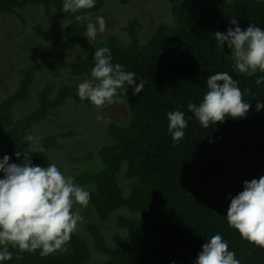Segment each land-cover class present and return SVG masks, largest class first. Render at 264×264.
<instances>
[{"label":"trees","instance_id":"obj_1","mask_svg":"<svg viewBox=\"0 0 264 264\" xmlns=\"http://www.w3.org/2000/svg\"><path fill=\"white\" fill-rule=\"evenodd\" d=\"M104 2L97 0L93 9L83 11L91 17ZM170 4L169 16L152 25L133 17L120 32L106 30L103 37L88 41L86 23L74 20L80 13H63V0H0V18L14 15L22 30L30 22L29 9L42 8L48 20L63 24L62 45L46 44L51 35L44 23L30 25L43 46L18 68L16 87L0 102V158L7 154L10 163H20L23 155L14 153L30 150L34 165L58 166L50 154L58 151L71 164H79L81 169L70 176L90 191L84 212L98 220H86L84 232L77 229L64 248L48 256L37 250L19 253L17 259L18 250L9 248L13 258L4 264H194L201 246L215 234L228 241L241 264H264V248L242 239L226 221L229 196L243 191L244 181L264 176V109L256 110L257 100H264V84L258 86L256 76L234 71L230 50L226 44L219 47L214 36L226 31L233 17L242 29L250 22L264 29V0ZM1 32L0 26V41ZM105 46L111 49L112 63L135 72L136 83L144 81V89L136 96L131 87L126 93L117 91L112 103L126 106V120L108 119L105 140L94 151H83L77 135L85 129H78L77 119L63 114L62 108L72 99L89 113L100 111L80 100L77 79L91 78L95 49ZM69 50L73 57L67 71L57 68L54 61ZM45 71L49 78L36 87L38 75ZM217 72H228L239 81L242 98L251 108L242 118L226 117L203 128L187 105L199 104L207 91L206 78ZM176 110L191 117L178 144L168 134L166 115ZM50 120H58V129L44 133L38 145L26 142L39 124ZM72 138L76 154L66 147L65 140ZM114 214L117 229L107 234L102 223Z\"/></svg>","mask_w":264,"mask_h":264},{"label":"clouds","instance_id":"obj_2","mask_svg":"<svg viewBox=\"0 0 264 264\" xmlns=\"http://www.w3.org/2000/svg\"><path fill=\"white\" fill-rule=\"evenodd\" d=\"M97 0H63V13H80L74 15L77 23H86L85 37L94 41L98 34L105 32L106 20L97 15L95 22L83 10L95 7ZM226 31H216L215 41L222 49L225 44L230 50L234 71L256 76L255 83L264 84V29L252 24L242 29L238 20H229ZM234 26V27H232ZM94 66L90 79L78 84L77 95L81 101L87 100L97 109L111 104L119 89L124 93L128 87L136 96L144 89V81L136 83L138 78L133 71H125L121 64L112 63L111 49H95ZM207 91L199 104L190 102L189 112L198 120L201 127L208 128L223 123L226 117L233 119L244 117L251 104L245 102L239 88V81L228 72H217L206 78ZM264 109V100H257L256 110ZM167 131L174 144L185 136L188 119L180 110L167 112ZM32 137L26 138L31 141ZM30 152H15L23 159L20 163L9 161L7 154L0 158V264L13 258L9 248L19 253H35L48 256L61 250L76 232L78 224L83 221L79 212L73 207L79 204L87 207L91 193L79 185L71 176H66L55 163L46 167L34 165ZM230 203L226 211L229 228L238 231L242 239L264 248V176L243 182V191L234 197L229 196ZM174 264V262H173ZM194 264H241L236 253L229 250V243L222 235H212L201 246Z\"/></svg>","mask_w":264,"mask_h":264},{"label":"rangeland","instance_id":"obj_3","mask_svg":"<svg viewBox=\"0 0 264 264\" xmlns=\"http://www.w3.org/2000/svg\"><path fill=\"white\" fill-rule=\"evenodd\" d=\"M170 3L171 0H133L123 4L121 0H105L102 10L93 14L90 17V21L95 22L96 16L102 15L106 20V30L112 32H120L123 30V26L127 23L128 19L133 17H137L145 25H152L159 17L169 16ZM26 16L29 17L30 22L24 30H22V26L18 24L19 20L14 15L0 18V26L2 28L0 41V102L16 87L18 82V68L24 66L26 60L36 54V49L38 47L43 46L40 45L41 42H43L41 35L34 31L31 32V24L44 23L46 25L51 35L50 39L46 42L47 45L63 44L61 35L62 23L48 20L42 8L29 9L26 12ZM106 30L98 34L97 38L103 37L106 34ZM143 31L145 33L150 32L149 29ZM27 38H30V40ZM141 38L145 39L146 36L141 35ZM72 57L73 51H66L63 56L54 61V64L57 68L66 70L67 63ZM48 78L49 74L46 71L39 74L35 86H41ZM69 79H71V77L68 75L67 80ZM85 79L90 78H78L77 81L83 82ZM73 101L74 100L70 99L62 108V112L71 119H77L78 129H85L83 134L77 135V139L82 142L80 148L83 151H94L97 145L105 140L103 128L108 119L125 121L128 115L126 106L122 103L115 102L107 104L100 108V111L89 113L83 105L76 107ZM31 105L32 103H29L27 106H22L20 112ZM55 118L56 117H53V119ZM52 120L48 123L39 124L36 127L35 134L32 135V141L35 145H38L44 133L58 129V120L51 122ZM65 142L67 144L66 147H68L73 154H76L77 151H74L76 150L75 139H68L65 140ZM50 154L66 176H70L71 172L81 169L79 164H71L69 161L62 158L58 151H50ZM74 211L79 212L83 217V221L78 224L77 228L82 232H84L86 220L93 219L94 221H98L93 213L87 215L84 212V207L80 206ZM115 221L116 214L102 223L107 234H111L117 229L115 227ZM125 241H127V236H125Z\"/></svg>","mask_w":264,"mask_h":264}]
</instances>
